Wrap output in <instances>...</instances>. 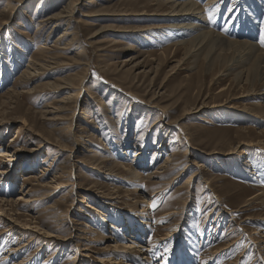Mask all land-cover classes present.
<instances>
[{"label":"rangeland","instance_id":"obj_1","mask_svg":"<svg viewBox=\"0 0 264 264\" xmlns=\"http://www.w3.org/2000/svg\"><path fill=\"white\" fill-rule=\"evenodd\" d=\"M194 1L0 0V264H264V79L163 26L264 49V0Z\"/></svg>","mask_w":264,"mask_h":264},{"label":"bare ground","instance_id":"obj_2","mask_svg":"<svg viewBox=\"0 0 264 264\" xmlns=\"http://www.w3.org/2000/svg\"><path fill=\"white\" fill-rule=\"evenodd\" d=\"M166 1L169 3V8H170V11L172 12L171 14H173V15L185 14V15H188V16L190 15L193 18L196 17V16L199 17L201 15L202 6L197 4V2L194 1V0H166ZM211 1H214V0H211ZM74 2H73L72 7L70 8V12L71 13H73L72 11H73V7H74ZM12 6L13 5H11L10 3H7V6L4 8L5 9L4 11L5 12L6 11H10L12 9ZM60 15H61L60 13L47 15L44 18H42L40 21L43 22L44 26H46V25L48 26L51 22H53L55 20V18H57ZM70 16H72V14H70L69 18L67 19V21H68L67 22V24H68L67 30H65L60 35V37L63 38L64 36L66 37V35H68V36L71 35L70 39L72 40L77 35L76 32H78V31H76V29H74L76 25L74 27L71 26L72 17H70ZM186 19L187 20H185L182 23H166V24L163 25V26H166V27L176 26V27H179L184 32H189V30H193L194 34L191 37L181 39L178 42H176L177 44H185L186 45L188 43H192V44H194V46L196 45V46H200V47H209L213 51H220V50H222L224 48L225 49H230V48L233 49L234 46H235L234 50H237L236 57H235L236 60L239 61V62H245V61L247 62L249 60L252 61V66L254 67V70L256 71L257 75H259L262 79H264V49L263 48H260L257 44H255V42L250 41V40H238V39H232V38L229 39V38L221 35L219 32H216V31L211 30V29H206L205 25L203 23H199L197 21H194L191 17L190 18L188 17ZM65 46H66V44H65ZM238 46H239V48H238ZM40 47H43V46L41 45ZM44 48L42 49L43 51L44 50L48 51L47 49H44ZM39 49H41V48H39ZM51 57L53 58L54 56H51ZM136 57H137V55L135 56V55L130 54V55H128L125 58V61L126 60H130V62H132L131 60H133ZM30 60H31L30 63H28L29 68H27V69L25 68L23 70V73L20 76L21 78L22 77H27L28 75L31 76L30 75V73L32 72L31 70L32 69H35V70L38 69L37 66H39L40 68H44L47 65V59L43 60L42 57L38 53L35 55V58H31ZM237 64H239V63H237ZM250 68H252V67H250ZM69 80H67V81H69ZM50 81L51 80H48L45 84H49L50 85L53 82V81L52 82H50ZM80 88H81V86L79 87V89ZM140 121H141V119H140ZM179 136H180V133H178L177 137H179ZM187 138L188 137L186 136L185 139H184V142H186ZM138 154H139V152L136 151V155L137 156H138ZM166 162H168V159H167ZM193 163L198 164V160H194ZM121 165L123 167H125L129 171V173L131 175H134V174L138 173L136 171L135 167H133V165L130 164V163L121 162ZM164 165H166V164H164ZM159 167H163V166H159ZM3 171H4V169L2 168V166H0V173H2ZM201 172H202L201 170L200 171L196 170L194 172V175H196V174H200L201 175ZM153 175L154 176L157 175V172L154 173ZM200 175H198V176H200ZM191 179L192 178L190 177L188 181L190 182ZM151 181L152 182H156L155 180H151ZM157 182H159V181H157ZM255 196H257V193L253 194L251 197H255ZM144 200H145L144 198L136 197L134 199V204L133 205L137 207L138 205H140L139 203L144 202ZM174 211L175 210L172 209V210L168 211V213L171 214ZM247 217H251V216H247ZM115 245H118L119 247L123 246L122 248H125V250L126 249L130 250L129 252H132V251L134 252V250L136 251V250L139 249L138 246L139 247L141 246V244H139L138 242L136 243V241H131V242L129 241V242H126L124 244L123 243H116Z\"/></svg>","mask_w":264,"mask_h":264}]
</instances>
